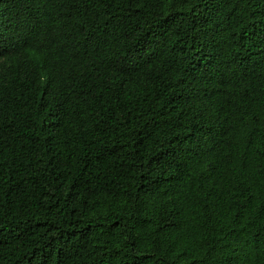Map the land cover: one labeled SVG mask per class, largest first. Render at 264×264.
<instances>
[{
  "label": "trees",
  "instance_id": "16d2710c",
  "mask_svg": "<svg viewBox=\"0 0 264 264\" xmlns=\"http://www.w3.org/2000/svg\"><path fill=\"white\" fill-rule=\"evenodd\" d=\"M0 264H264V0H0Z\"/></svg>",
  "mask_w": 264,
  "mask_h": 264
}]
</instances>
